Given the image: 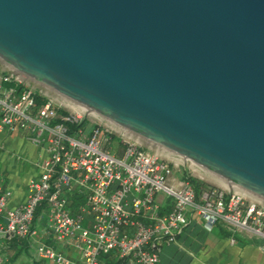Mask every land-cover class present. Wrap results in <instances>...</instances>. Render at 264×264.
<instances>
[{
  "label": "water",
  "instance_id": "95a60500",
  "mask_svg": "<svg viewBox=\"0 0 264 264\" xmlns=\"http://www.w3.org/2000/svg\"><path fill=\"white\" fill-rule=\"evenodd\" d=\"M0 67L264 205V0H0Z\"/></svg>",
  "mask_w": 264,
  "mask_h": 264
},
{
  "label": "built area",
  "instance_id": "2783aa9c",
  "mask_svg": "<svg viewBox=\"0 0 264 264\" xmlns=\"http://www.w3.org/2000/svg\"><path fill=\"white\" fill-rule=\"evenodd\" d=\"M89 117L0 72V134L21 135L44 154L18 206L0 175V264L12 241L47 264H163L164 249L196 220L264 253L263 204L225 187L197 188L168 159L115 142Z\"/></svg>",
  "mask_w": 264,
  "mask_h": 264
},
{
  "label": "crops",
  "instance_id": "0c3cea01",
  "mask_svg": "<svg viewBox=\"0 0 264 264\" xmlns=\"http://www.w3.org/2000/svg\"><path fill=\"white\" fill-rule=\"evenodd\" d=\"M43 157L42 150L21 135L0 134V175L6 187L12 190L11 206L25 202L28 184L39 175ZM219 228L209 233L201 221L196 220L178 238L179 245L164 249L163 264L164 260L172 264L177 261L180 264H242V255L249 245L242 241V235L231 244Z\"/></svg>",
  "mask_w": 264,
  "mask_h": 264
},
{
  "label": "rangeland",
  "instance_id": "374dc122",
  "mask_svg": "<svg viewBox=\"0 0 264 264\" xmlns=\"http://www.w3.org/2000/svg\"><path fill=\"white\" fill-rule=\"evenodd\" d=\"M0 72H8L7 70L3 69L0 67ZM25 81V80H24ZM26 83H28L29 85H31L32 87H34L38 92H42L44 94V96L48 97V98H52L54 99V101L57 104L60 103H66L56 97H54L53 95L43 91L42 89L32 85L31 83L25 81ZM89 119H91L92 121L97 122L98 124L102 125V127L111 132L112 136L115 137V142L120 143H137L142 145L144 148H146L147 150L153 152V153H157L158 152L146 147L145 145L135 141L134 139L124 135L123 133L113 129L112 127L100 122L99 120H95V118L93 117H89ZM160 156H162L163 158L168 159L173 165H175V173L178 177H186V176H190L191 178L197 180L198 182H204L206 184H210V185H214V186H220V187H225L223 185H220L204 176H201L183 166H181L180 164L170 160L169 158L159 154ZM227 188V187H225ZM229 189V188H228ZM240 235L237 236V239H239ZM242 241H245L246 244L249 245V247H247V250H245L244 254L242 255V264H264V253L259 249L258 244L256 241L252 240V239H248L244 236H242ZM67 253V252H66ZM14 253L13 252H7L6 255V263L5 264H39V258H37L35 250L34 249H29L26 252H23L21 255H19L18 257H14V261H12L11 257ZM68 254V253H67ZM79 257V256H78ZM165 258V257H164ZM47 264V263H45ZM164 264H172L170 261L168 260H164ZM175 264H180L178 261Z\"/></svg>",
  "mask_w": 264,
  "mask_h": 264
},
{
  "label": "trees",
  "instance_id": "16d2710c",
  "mask_svg": "<svg viewBox=\"0 0 264 264\" xmlns=\"http://www.w3.org/2000/svg\"><path fill=\"white\" fill-rule=\"evenodd\" d=\"M192 182L196 185L197 188H199L200 186L203 185V183L198 182L197 180L191 178ZM80 198L74 199V205H76L77 200H79ZM223 234V237L225 238H230L232 237V234L230 232H228L227 230H225L224 228L220 227L219 228ZM182 236V235H181ZM178 237L179 239L181 238ZM237 239V237H236ZM28 250L27 246L25 244H23L22 242H17V241H12L7 249V252H13L14 254L12 255L11 259L12 261H14V257H18L19 255H21L23 252H26ZM39 264H45L44 262H39Z\"/></svg>",
  "mask_w": 264,
  "mask_h": 264
}]
</instances>
